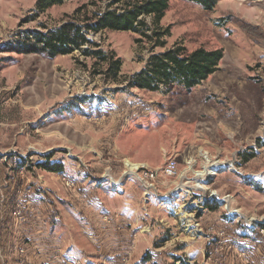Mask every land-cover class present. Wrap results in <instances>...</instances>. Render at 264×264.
<instances>
[{
  "label": "rangeland",
  "instance_id": "374dc122",
  "mask_svg": "<svg viewBox=\"0 0 264 264\" xmlns=\"http://www.w3.org/2000/svg\"><path fill=\"white\" fill-rule=\"evenodd\" d=\"M37 1L0 0V213L12 212L16 237L31 245L24 264H41L40 254L42 264H76L84 254L74 244L95 240L89 224L104 215L144 239L142 258L115 264H264V0H218L212 10L170 0L161 44L103 30L88 34L89 54L55 58L19 53L17 42L137 0H65L43 12ZM145 21L152 35L153 17ZM177 46L224 57L191 92L127 88L153 53ZM202 153L225 163L205 183ZM172 158L179 173L165 177ZM127 161L139 177L154 173V187L126 173Z\"/></svg>",
  "mask_w": 264,
  "mask_h": 264
},
{
  "label": "trees",
  "instance_id": "16d2710c",
  "mask_svg": "<svg viewBox=\"0 0 264 264\" xmlns=\"http://www.w3.org/2000/svg\"><path fill=\"white\" fill-rule=\"evenodd\" d=\"M65 0H38L37 7L41 12L46 9L62 4ZM121 0H117L120 2ZM202 5L206 10H212L218 0H187ZM170 8V0H137L127 4L122 10L107 9L105 13L87 22L85 26L70 21L55 30L34 31L26 33L18 41L16 50L19 53L46 54L51 58L59 55H68L79 50L84 54L90 53L93 42L88 34L98 33L103 30L132 31L141 33L148 39H157V45L161 39L170 32V29L161 31L159 23ZM153 17L154 30L149 35L148 24L145 17ZM147 30V31H146ZM85 46H87L85 48ZM103 52H96L97 55ZM224 57L222 49L207 50L198 48L189 51L186 47L177 46L162 53H153L147 61L146 66L139 73L132 76L127 88L140 90L159 91L161 87L169 88L177 83L187 91L191 92L213 75ZM121 61L118 60L110 71L113 77L120 73ZM48 171H60L56 165L43 164ZM208 208L211 206L207 205ZM212 209V208H211ZM247 238V237H246Z\"/></svg>",
  "mask_w": 264,
  "mask_h": 264
},
{
  "label": "crops",
  "instance_id": "0c3cea01",
  "mask_svg": "<svg viewBox=\"0 0 264 264\" xmlns=\"http://www.w3.org/2000/svg\"><path fill=\"white\" fill-rule=\"evenodd\" d=\"M55 216L59 217V213L56 211ZM0 264H24L25 262H30L31 257V245H25L19 239V236L16 237L15 232L17 231V227L15 225L14 218L12 217V212L7 209V211L0 213ZM107 217H98L95 220H98V223H93L90 225V228L94 230V233L89 234L90 237L94 234L95 240H86L83 242V247H81L80 243L76 242L74 247L81 248V252L84 254V258L81 259V256L76 257V264L89 262L92 260L94 262H103L104 264L117 263L124 259L128 258L129 261H137V259L143 254L144 247V239L141 233L137 232L136 228H127L123 224L116 225L112 222V219L108 216V221L105 218ZM92 239V238H90ZM85 244V245H84ZM20 247H23L20 248ZM83 248V249H82ZM27 249L28 254L26 252L25 255L18 254V250ZM20 251V250H19ZM22 252V253H23ZM44 252V251H43ZM20 255V256H19ZM29 255V256H27ZM36 256L34 260L37 262L42 261L45 262L46 257ZM88 257V258H87ZM21 258L25 260H20ZM87 258V259H86ZM59 259H55L51 263H59ZM63 264H72L74 261L68 260L67 262H62ZM41 262V264H42Z\"/></svg>",
  "mask_w": 264,
  "mask_h": 264
},
{
  "label": "bare ground",
  "instance_id": "6f19581e",
  "mask_svg": "<svg viewBox=\"0 0 264 264\" xmlns=\"http://www.w3.org/2000/svg\"><path fill=\"white\" fill-rule=\"evenodd\" d=\"M202 157L205 160L204 168L202 171L196 173V177L203 178V182L205 183V179L209 178L212 175H215L216 166L223 167V166H225V163L224 162H213V160L209 157V155L208 154L206 155L205 153H202ZM126 166H127V172L126 173L132 174V175H135L138 177L137 172L140 168L139 164H135V163H131L130 161H127ZM112 182H113L114 186H118L119 181L112 180ZM147 187L149 188L148 185H147Z\"/></svg>",
  "mask_w": 264,
  "mask_h": 264
},
{
  "label": "built area",
  "instance_id": "2783aa9c",
  "mask_svg": "<svg viewBox=\"0 0 264 264\" xmlns=\"http://www.w3.org/2000/svg\"><path fill=\"white\" fill-rule=\"evenodd\" d=\"M178 173H179L178 162L176 161V159L172 158V159L168 160L166 165L163 168V174L165 175V177L173 178V177H176L178 175ZM154 177H155L154 173H150V174L146 173L144 177H139V180L142 183H150V181L156 179ZM149 185H150L149 186L150 188L154 187V185L151 183ZM214 197L216 198V196L212 195L208 198V200H213ZM215 201H220V200L216 199ZM204 203H205V200H204Z\"/></svg>",
  "mask_w": 264,
  "mask_h": 264
}]
</instances>
